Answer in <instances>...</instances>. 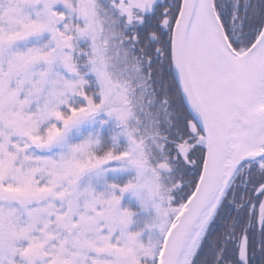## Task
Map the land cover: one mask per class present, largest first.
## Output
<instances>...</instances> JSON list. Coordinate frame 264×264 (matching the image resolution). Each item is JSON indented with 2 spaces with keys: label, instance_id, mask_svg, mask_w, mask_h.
Returning a JSON list of instances; mask_svg holds the SVG:
<instances>
[{
  "label": "snow or ice",
  "instance_id": "1",
  "mask_svg": "<svg viewBox=\"0 0 264 264\" xmlns=\"http://www.w3.org/2000/svg\"><path fill=\"white\" fill-rule=\"evenodd\" d=\"M0 264H264V0H0Z\"/></svg>",
  "mask_w": 264,
  "mask_h": 264
}]
</instances>
